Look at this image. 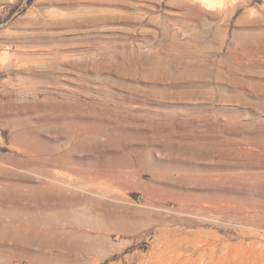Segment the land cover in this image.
I'll list each match as a JSON object with an SVG mask.
<instances>
[{"label":"rangeland","instance_id":"1","mask_svg":"<svg viewBox=\"0 0 264 264\" xmlns=\"http://www.w3.org/2000/svg\"><path fill=\"white\" fill-rule=\"evenodd\" d=\"M0 264H264V0H0Z\"/></svg>","mask_w":264,"mask_h":264}]
</instances>
